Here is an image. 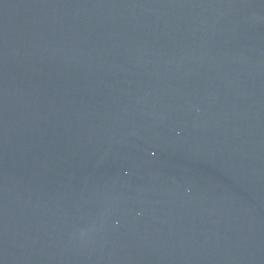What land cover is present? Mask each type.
Segmentation results:
<instances>
[{"label":"water","instance_id":"obj_1","mask_svg":"<svg viewBox=\"0 0 264 264\" xmlns=\"http://www.w3.org/2000/svg\"><path fill=\"white\" fill-rule=\"evenodd\" d=\"M0 264H264V0H0Z\"/></svg>","mask_w":264,"mask_h":264}]
</instances>
